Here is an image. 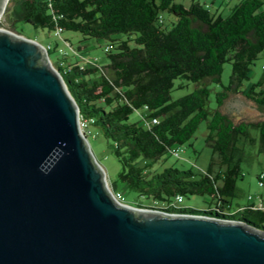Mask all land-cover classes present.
Returning <instances> with one entry per match:
<instances>
[{"label":"trees","instance_id":"trees-1","mask_svg":"<svg viewBox=\"0 0 264 264\" xmlns=\"http://www.w3.org/2000/svg\"><path fill=\"white\" fill-rule=\"evenodd\" d=\"M263 5L264 0H241L224 17L195 0L189 7L175 0H13L7 17L11 29L20 35L24 34L17 30V22L54 32L61 28L62 33H79L84 40L111 41L105 48L107 66L97 65L95 59L89 63L79 47L71 58H60L63 66L57 70L81 119L109 142L121 164L113 192L122 193L121 185L156 205L137 204L138 208L242 221L264 232V209L248 200L234 202L240 196L237 183L244 178L246 146H257L258 154H264V120L234 121L223 111L225 102L238 94L264 110V74L243 89L264 53ZM163 12L177 17L171 28L165 26ZM116 35L123 37L113 38ZM64 41L72 48L69 40ZM227 63L232 65L231 79L217 93L218 109L211 111L208 84L222 85ZM178 79L201 86L173 100ZM140 110L144 111L145 127L130 121ZM153 119L158 123L151 124ZM203 121H208L206 144L223 169L215 173L213 159L199 178L190 170L174 167L158 173L156 166L162 157L187 144ZM177 196L184 200L208 196L215 207L207 211L177 209L173 207Z\"/></svg>","mask_w":264,"mask_h":264},{"label":"water","instance_id":"water-1","mask_svg":"<svg viewBox=\"0 0 264 264\" xmlns=\"http://www.w3.org/2000/svg\"><path fill=\"white\" fill-rule=\"evenodd\" d=\"M80 118L47 49L0 29V264H264L242 221L117 202Z\"/></svg>","mask_w":264,"mask_h":264},{"label":"rangeland","instance_id":"rangeland-1","mask_svg":"<svg viewBox=\"0 0 264 264\" xmlns=\"http://www.w3.org/2000/svg\"><path fill=\"white\" fill-rule=\"evenodd\" d=\"M13 0H9L4 14L0 18V29L8 30L14 32L15 30L11 29V24L9 23L7 12L8 6L12 5ZM201 4H206L214 12H219L222 16L227 17L231 14L232 9L239 4L241 0H195ZM175 2L183 4L186 7H189L193 0H175ZM264 10V5L263 8ZM162 16L164 17V23L167 28H171L173 23L177 22V17L168 12H163ZM17 30L24 34L26 38L36 40L38 43L43 45L45 48H49L50 59L54 68L57 69L59 66V60L62 58L60 50L68 53V56L71 58L74 55V50H79V47L82 49L79 52L82 53V56L86 57L93 62L95 59L96 64L105 67L109 63V58L105 51L107 45L111 43L107 39H88L84 40L83 36L75 32H63L61 37L55 35L54 31H49L48 29L34 28L31 25L24 24L22 22L16 23ZM15 33V32H14ZM17 34V33H16ZM20 35V34H19ZM122 35H116L113 38H121ZM64 40H69L72 44V48L67 45ZM264 74V53H262L259 59L255 62V65L252 67L250 81L244 82L243 89L247 90L252 84L258 82V80ZM107 75L111 76V72L107 71ZM232 75V65L227 63L224 65V70L221 75L220 84L210 83L208 84L210 88V96L208 98V108L213 111L218 109L217 103V93L223 90L222 86H228ZM201 85L178 79L175 81L174 89L172 91V99L178 100L193 91H195ZM223 111L229 114L234 121H245L253 122L264 120V110L260 108L252 101L246 99L243 95H232L224 104ZM143 110L134 112L131 117V122H138L141 126H146V123L142 119ZM207 124L208 121H203L195 135L192 139L180 147V155L176 157L173 153H167L162 157V163L160 162L156 166L158 173H161L165 167H174L179 170L192 171L195 174L196 178H199L200 175L204 174L208 170L210 162L214 159L215 166L214 171L219 172L223 168L217 164L218 157L215 155L211 148L206 144V135H207ZM89 135L88 141L90 148L93 152L95 159L102 166L107 185L111 191L112 183L117 180L118 174L121 171V164L118 161V158L114 154L113 148L110 146L109 142L106 141L103 136L99 135L96 132ZM253 136L258 137V132L253 131ZM189 145H192L190 147ZM243 145V141H240V146ZM247 158L242 164V171L244 173V178L238 181L237 186L240 190V196L235 199V204L240 203L244 204L247 202L250 195H261L264 197V187L259 186L258 176L261 173H264V154H258L257 146H246ZM119 190L122 191V195L125 197V204L136 206L143 205L147 207H156L154 202L151 199H145L138 197L136 193L128 192L125 189H122V186L119 185ZM159 207V206H158ZM182 207L192 208L200 211H207L210 208L215 207V203H211V199L208 196H189L186 197Z\"/></svg>","mask_w":264,"mask_h":264},{"label":"built area","instance_id":"built-area-1","mask_svg":"<svg viewBox=\"0 0 264 264\" xmlns=\"http://www.w3.org/2000/svg\"><path fill=\"white\" fill-rule=\"evenodd\" d=\"M61 34H62V29L59 28L56 32H55V35L58 36V37H61ZM47 51L49 50V48H46ZM62 56L64 57H67L68 56V53L65 52V51H62L60 50ZM59 66H63V63H59ZM158 123V119H153L151 124H157ZM80 128L82 130V133L88 138L89 135L93 134L91 129H90V122L89 121H86V120H83L80 118ZM180 147H176L174 150H173V154L176 156V157H179L180 155ZM258 179H259V186L260 187H264V173H261L259 176H258ZM113 196H114V199L121 203V204H125V198L124 196L121 194V193H115L113 192ZM248 201L250 203H253L256 207L258 208H263L264 209V197L261 196V195H250L248 197ZM184 203V198L182 196H177L174 203H173V207L177 208V209H180L181 208V205ZM169 213V212H168ZM170 214H175V213H170ZM177 214V213H176Z\"/></svg>","mask_w":264,"mask_h":264},{"label":"bare ground","instance_id":"bare-ground-1","mask_svg":"<svg viewBox=\"0 0 264 264\" xmlns=\"http://www.w3.org/2000/svg\"><path fill=\"white\" fill-rule=\"evenodd\" d=\"M8 2H9V0H7V2H6V4H5V7H7ZM2 15H3V12H1V14H0V18H1Z\"/></svg>","mask_w":264,"mask_h":264}]
</instances>
